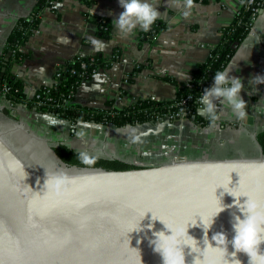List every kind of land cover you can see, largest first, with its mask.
Listing matches in <instances>:
<instances>
[{
    "label": "crops",
    "instance_id": "0c3cea01",
    "mask_svg": "<svg viewBox=\"0 0 264 264\" xmlns=\"http://www.w3.org/2000/svg\"><path fill=\"white\" fill-rule=\"evenodd\" d=\"M37 1L0 0V56L18 19L28 16ZM149 2L161 13L157 21L166 26L158 33H151L152 26L147 32L137 28L126 37L113 24L124 11L119 0H97L90 6L83 0H59L46 8L39 28L22 46L25 58L14 69L28 97L41 87L53 85L58 69L74 57L100 54L111 65L98 68L83 81L76 94L77 104L103 109L110 101L123 107L147 97L172 99L176 94L174 82L191 79L194 67L220 43L223 29L244 0H194L195 7L187 18L182 9L171 6V0ZM98 18L110 22L109 37L99 33ZM233 63L230 75L242 79L241 96L247 102L248 115L238 120L230 106L218 103L223 115L219 128L210 131L208 126L187 118L117 127L90 120L72 123L62 116L11 105L6 100L0 104L15 120L19 140L34 150L40 145L53 152V145L61 142L78 152L139 166L258 157L257 134L264 130V84L253 86L249 81L264 76V6L227 66Z\"/></svg>",
    "mask_w": 264,
    "mask_h": 264
},
{
    "label": "water",
    "instance_id": "95a60500",
    "mask_svg": "<svg viewBox=\"0 0 264 264\" xmlns=\"http://www.w3.org/2000/svg\"><path fill=\"white\" fill-rule=\"evenodd\" d=\"M16 129L0 104V264H140L141 259L143 264H162L149 241L155 239L153 232L167 230L153 221L152 213L173 226L198 221L188 231L201 249L184 247L186 264H194L203 259L206 247L199 217L215 215L220 199L234 204L224 189L237 197L247 192L264 203L259 143L260 155L252 158L173 161L125 170L79 167L58 158V165L38 167V152L19 140ZM61 172L71 182L58 193L46 188V173ZM246 199L240 197L241 203ZM234 213L238 209L230 207L215 217L208 232L214 247V233L232 239ZM228 250L233 251L230 243ZM217 255L207 253L209 259ZM237 258L248 264L246 254Z\"/></svg>",
    "mask_w": 264,
    "mask_h": 264
},
{
    "label": "trees",
    "instance_id": "16d2710c",
    "mask_svg": "<svg viewBox=\"0 0 264 264\" xmlns=\"http://www.w3.org/2000/svg\"><path fill=\"white\" fill-rule=\"evenodd\" d=\"M59 0H38L33 11L25 17L18 19L11 33L7 37L6 44L0 56V91L2 98L13 105H23L27 108H35L39 111L62 116L72 123L79 120H90L102 124H113L117 127L136 125L145 122H154L159 119L169 118L171 121L181 117H174L175 113L184 110L183 118L191 119L199 126H208L209 120L200 113L198 99L204 88L209 87L217 70L227 67L241 43L249 35L260 10L264 6V0H244L238 9L232 22L222 31V37L217 47L209 57L198 63L188 82H174L176 94L172 99L161 100L147 97L137 100L134 104L117 107L109 102V107L99 109L83 107L76 102V94L83 83L89 79L98 68L108 67L111 61H106L103 56L96 54L89 57H74L59 70L57 83L52 88L41 87L33 97H28L23 80L14 71L15 67L25 58L22 46L39 28L42 12L53 7ZM90 6L97 0H83ZM207 2L209 0H200ZM99 33L103 37L111 34V24L104 18L96 20ZM165 23L156 21L152 25L151 33L163 30ZM9 55V58L6 57ZM139 67L136 73L140 71ZM185 101V102H184ZM38 102L42 105L38 106ZM257 141L264 152V130L257 134ZM54 154L69 165L88 168H105L125 170L141 167L115 158L96 157V163L85 166L77 159L75 149L64 144L57 143L52 147ZM36 164V163H35Z\"/></svg>",
    "mask_w": 264,
    "mask_h": 264
},
{
    "label": "clouds",
    "instance_id": "9594fccd",
    "mask_svg": "<svg viewBox=\"0 0 264 264\" xmlns=\"http://www.w3.org/2000/svg\"><path fill=\"white\" fill-rule=\"evenodd\" d=\"M119 3L124 11L113 20V24L121 36H129L137 28L147 32L161 17L157 6L150 3L149 0H119ZM171 6L182 9L184 17L187 18L191 14V10L195 7V4L194 0H171ZM233 67L234 63L223 70H217L212 78L211 85L203 89L198 99L199 110L209 120L207 129L209 131L219 128L218 121L221 119L223 113L218 108V103L230 106L238 120H244L248 115L246 111L247 102L241 96L244 84L241 78L230 75ZM249 83L253 86L264 84V76H255ZM181 112L183 113L184 110L181 109ZM77 159L85 166H91L96 163V157L87 152L77 153ZM259 168L264 173V165H260ZM46 177V188H50L53 192L57 193L60 191L61 186L71 182L68 174L63 172L53 176H49L46 173ZM224 191L235 198L234 204L224 205L219 198L220 205L215 215L209 218L199 217V226L204 230L203 243L206 247L200 253V255H203V259H196L194 264H242L240 259L237 258L239 253H244L249 257L248 264H264V203L251 195L240 196L247 197L241 203L240 197L233 195L225 189ZM230 207H236L239 212V214L234 213L232 215L231 226L234 235L229 241L224 232L214 233L211 237V241H214L216 244L214 247L209 240L208 232L215 222V217ZM152 219L153 221H161L167 230L153 232L155 239L149 241L150 246H153V251L161 256L162 264H186L184 247L190 246L192 251L194 248H200L198 246L199 242L188 231L189 227L197 226L198 221L194 224L188 222L184 225L178 224L173 226L161 219H154L153 213ZM148 227L151 228L152 225ZM229 243L233 249L231 253L228 250ZM209 251L218 253V255L215 258L209 259L207 256ZM229 255L232 259L228 258ZM140 264H143L142 259Z\"/></svg>",
    "mask_w": 264,
    "mask_h": 264
},
{
    "label": "rangeland",
    "instance_id": "374dc122",
    "mask_svg": "<svg viewBox=\"0 0 264 264\" xmlns=\"http://www.w3.org/2000/svg\"><path fill=\"white\" fill-rule=\"evenodd\" d=\"M35 150L38 152L39 157L42 159L41 163L36 162L37 163L36 166L38 167L44 166L46 163L48 164L53 163V166H55V165H58V163H60L58 157L53 152H51L49 148H44L39 145L37 146V148H35Z\"/></svg>",
    "mask_w": 264,
    "mask_h": 264
},
{
    "label": "built area",
    "instance_id": "2783aa9c",
    "mask_svg": "<svg viewBox=\"0 0 264 264\" xmlns=\"http://www.w3.org/2000/svg\"><path fill=\"white\" fill-rule=\"evenodd\" d=\"M253 0H251L250 2H252ZM59 70L60 69H58V71L56 72V77L55 78H57L60 74H59ZM55 83H57V79H55ZM54 83V84H55ZM54 84L53 85H51V86H44V88H52L53 86H54ZM153 98V97H152ZM2 100H4L3 98H2V93H1V91H0V102L2 101ZM185 102V101H184ZM10 103V102H9ZM11 104V103H10ZM11 105H13V104H11ZM38 106H41L42 105V103L41 102H38V104H37ZM181 117V118H183V113L181 112V111H179V112H177V113H175V115H174V117ZM181 118H179V119H181ZM169 119V118H168Z\"/></svg>",
    "mask_w": 264,
    "mask_h": 264
},
{
    "label": "snow or ice",
    "instance_id": "6c2138e0",
    "mask_svg": "<svg viewBox=\"0 0 264 264\" xmlns=\"http://www.w3.org/2000/svg\"><path fill=\"white\" fill-rule=\"evenodd\" d=\"M240 183V182H239ZM244 195H249L247 192L244 193Z\"/></svg>",
    "mask_w": 264,
    "mask_h": 264
}]
</instances>
